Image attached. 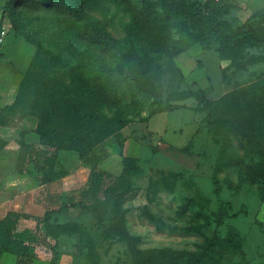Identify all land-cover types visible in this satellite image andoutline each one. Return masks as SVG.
<instances>
[{"label": "rangeland", "instance_id": "obj_1", "mask_svg": "<svg viewBox=\"0 0 264 264\" xmlns=\"http://www.w3.org/2000/svg\"><path fill=\"white\" fill-rule=\"evenodd\" d=\"M196 1L215 7L213 15L226 33L264 6V0ZM132 12L143 18L142 35L126 25ZM0 29L5 30L0 71L10 63L22 69L18 75L9 67L12 85L18 84L31 59L32 41L37 40L61 64L82 71L90 86L98 76L105 79L115 99L106 105L101 101L107 92L102 85L96 88L93 104L106 117L126 118L121 128L129 142L122 143L121 152L135 158V168L109 189L96 210L69 211L90 242L81 247V241L66 244L60 253L71 254L73 264H264V93L251 94L246 88L264 75V41L247 39L226 50L225 57L216 44L201 48L192 43L183 49L196 38L199 27L168 0H123L122 5L91 0L81 13L68 9L62 0H0ZM134 53L158 62L170 54L185 74L167 90V77L159 70L145 88L134 75ZM26 70L22 87L34 94L40 87L37 80L46 74L37 61ZM63 82L66 85L67 80ZM50 86L49 97L63 103L67 91L54 83ZM181 89L193 95L169 99V91ZM226 98L236 110L260 113L246 149L230 134L218 144L206 131L203 116L210 106L205 99L225 104ZM167 102L183 106L147 118L150 109ZM105 141V147L117 151V141L112 137ZM56 154L58 167L76 160L73 151ZM230 154L255 163L263 181L259 176L239 181L232 168L214 173V163Z\"/></svg>", "mask_w": 264, "mask_h": 264}, {"label": "trees", "instance_id": "obj_2", "mask_svg": "<svg viewBox=\"0 0 264 264\" xmlns=\"http://www.w3.org/2000/svg\"><path fill=\"white\" fill-rule=\"evenodd\" d=\"M90 1L62 0L68 9L76 13H81ZM110 1L117 5L123 4V0ZM168 1L179 13L194 19L199 27L196 38L187 42L183 49L192 43H197L201 48H211L213 44H216L219 54L225 57L226 50L238 46L247 39L256 38L259 41H264V6L249 12L231 32L226 33L222 32L219 21L213 15L215 7L204 5L196 0ZM140 17L141 15L132 12L126 25L129 30L142 35L145 28L140 26V21L143 19L139 20ZM32 42L34 48L26 68L30 63L37 61L43 68L46 77L37 80L40 85L39 90L32 94L30 89L22 87L25 75L28 76L29 74L25 68L18 81L12 102L0 108V110L11 112L18 110L22 114L35 117L33 130L37 134V142L32 144L24 142L21 138L17 140L20 149L17 158V171H22L21 165L25 161V157L26 160H33L34 164L37 159L35 160L33 157H40L38 167L44 168L52 165L57 151H73L79 160L88 164V171L83 185L75 191L77 197H67L66 202L59 204L55 210L62 211L67 207H75L94 211L97 209L98 203L108 194L109 189L113 188L119 179L127 176L135 168L133 165L135 158L123 155L121 152L125 137L121 135L119 130L126 123V118L121 114L106 117L93 104L97 93L96 88L102 85L107 92L100 98L101 101L106 105L115 99L108 91L105 79L103 80L98 76L97 83L90 86L91 84L86 83L84 73L75 65L61 64L53 57L49 48L37 40ZM133 56L134 75L145 88L148 87L151 78L159 70L167 77L165 87L167 90L171 88L175 78L180 79L183 76L170 54H167L160 62L154 59L155 57L148 55L142 56L134 53ZM64 80H67L66 85L63 82ZM53 83L55 86L67 91L63 103L49 97L51 93L50 85ZM64 86L66 87L63 88ZM246 88L251 94L264 93V75L249 82ZM169 92H171L169 99L175 100L193 95V91L189 89ZM226 100L227 102L224 104L220 102V99L216 101L205 99V102L210 106L203 116L206 131L210 134L212 140L218 144L226 142L227 135L230 134L241 148L246 149L248 143L251 142V133L255 132V129L257 130L255 124L256 121L259 122L257 117L260 113H245L236 110L230 105L229 99L226 98L224 101ZM181 106H183L182 103L167 102L163 106L157 105L150 109L146 116L148 118L155 112ZM108 137H112L118 145L117 153L120 156V169L117 174H111L97 166V162L105 156V143L109 141H105V139ZM185 144L179 149H183ZM219 151H221V154L223 153L222 148ZM31 156H33L32 159ZM223 168L234 169L239 181H254L256 180L255 176H257L256 178L259 176L260 179L258 178V180L263 181L255 163H245L241 157L234 154L225 156L213 165L214 173ZM61 173V171L43 170L41 178L48 179ZM214 173L212 174L215 181L214 189L218 190ZM224 179L226 184L229 183L227 177H224ZM233 186L236 188L238 183H234ZM22 219L32 220V240L18 236L15 233ZM61 233H77L76 243L81 241L79 247L83 244L89 245L90 239L84 235V229L77 221L68 220L60 223L51 221L50 210L44 211L40 216L14 209L6 210L0 216V254L2 252L12 253L17 257V262L21 264H25L33 258L44 260L46 264H58V256L61 251L57 248L56 238ZM82 239L84 240L82 241ZM87 249L86 253L88 255L89 248Z\"/></svg>", "mask_w": 264, "mask_h": 264}, {"label": "crops", "instance_id": "obj_3", "mask_svg": "<svg viewBox=\"0 0 264 264\" xmlns=\"http://www.w3.org/2000/svg\"><path fill=\"white\" fill-rule=\"evenodd\" d=\"M190 48L186 49L185 52ZM180 54L182 52L175 55L174 59ZM193 61L191 60L190 67L193 66ZM2 62L0 60V63ZM7 62L10 63L9 61ZM10 66L12 67L10 69H13L15 74L19 75L22 72L20 66L15 68L11 63ZM10 66L2 68L0 71V108L12 102L17 87V84L16 86L12 85L11 74L13 72L9 70ZM180 69L182 74H185L182 68ZM1 77L6 79V82H2ZM34 124L35 117L33 115L22 114L18 110L14 112L0 110V216L9 209L37 216L42 215L46 210H50L51 221H54L55 218H63L64 221L67 219L75 221L72 215L69 214V211L74 213L79 208L67 207L62 211H56L55 209L59 204L65 203L67 197H77L75 191L84 183L88 164H85L76 157L71 166L58 167L56 162L53 161L51 166L39 168L40 157L35 158L31 156V159L32 157L35 160L37 159V163L35 162L34 164L33 160H26L25 157V161L21 165L22 171L18 172L17 158L20 149L17 140L21 138L24 142L35 144L37 142V134L33 130ZM119 131L125 137L122 142L124 145L128 137L122 128ZM128 142L129 139L126 143ZM97 166L111 174H117L120 169V156L117 154V151H113L111 147L106 146L105 156L97 162ZM43 170L52 172L61 171L62 173L45 179L41 178ZM32 225L31 219H22L15 233L18 236L32 240ZM77 237V233H61L57 235V248L61 250L66 244H73L76 242ZM57 263L73 264L72 255L60 253ZM0 264L21 263L17 262V257L14 254L2 252L0 254ZM25 264H46V261L33 258Z\"/></svg>", "mask_w": 264, "mask_h": 264}, {"label": "built area", "instance_id": "obj_4", "mask_svg": "<svg viewBox=\"0 0 264 264\" xmlns=\"http://www.w3.org/2000/svg\"><path fill=\"white\" fill-rule=\"evenodd\" d=\"M5 30L4 29H0V41H1V37L3 36Z\"/></svg>", "mask_w": 264, "mask_h": 264}]
</instances>
